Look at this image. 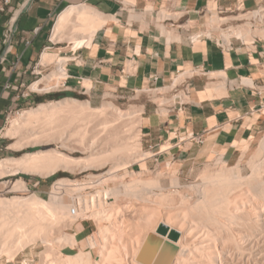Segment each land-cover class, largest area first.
<instances>
[{
	"label": "bare ground",
	"instance_id": "6f19581e",
	"mask_svg": "<svg viewBox=\"0 0 264 264\" xmlns=\"http://www.w3.org/2000/svg\"><path fill=\"white\" fill-rule=\"evenodd\" d=\"M208 8L211 11V17L207 21L210 28L215 24L222 26L235 20L246 19V23L243 25L220 29L225 42L231 38H236L246 43H252L254 37H264V15L262 13L247 12L236 17H220L216 12L217 5L214 0L209 1ZM159 17L161 20L171 17V15L168 12H161ZM107 20L108 17L99 12H94L86 6H73L64 12H60L56 17L50 39L53 43L71 42L70 47L73 51L77 50L79 46L89 47L94 34L105 25ZM255 23H259V27L253 30ZM67 62V58L44 51L39 64L47 66L57 63L58 72L53 73L51 77H48V80L52 78L61 80L66 78L65 65ZM189 77V70H185L172 82L171 87L183 86ZM40 82L31 85L30 90L49 92L58 87L56 84L55 87L49 88L47 84L44 85V89H41L39 87ZM83 84L86 90L92 87L88 80H85ZM171 87L158 90L157 93H147L146 98L159 106H164L170 100L173 101V106L179 107L185 103L187 97L183 98L180 95L173 97V100H168L167 96L170 94ZM140 93H137L138 96ZM89 104L87 101L80 102L75 99L48 102L40 104L36 108L28 109L18 118L10 120L4 134L6 138L13 139L16 136L23 138L27 134V137L37 139L38 133L42 130L52 129L56 133L55 136L57 135L56 141L58 143H56L60 145L61 149L68 151V153H88L90 156L87 159L90 158V162H96L94 165L88 163L93 167L99 166L97 161L105 164V159H107V163H109L108 160L112 162V167L108 168L104 174H88L83 182L64 178L56 181L49 200L41 199L34 194L28 197L0 199V257L6 256V262L13 260L17 253L39 241L45 247L44 249H47V253L53 255L54 261H56L53 264H61L62 262L65 264H127L128 261L131 264H138L136 256L142 243L148 234H155L162 242H170L177 248V253L171 264H264V167H261V165L264 166L263 161V163H255L256 161L252 158L253 160L248 163L252 173L249 178H246L241 175L242 156L231 168L223 167L225 163L221 161L222 157L216 158V164H222L223 168L216 173L202 176V184L197 189V195L195 194L197 198L189 200L188 197L181 196L179 199H175V196L179 195L178 191L167 192L164 190L159 181L161 178L159 174L153 178L145 177L144 170L127 175L128 168H124L127 167L128 163V159L125 157L132 154L134 150L136 151L138 147L137 140H133L134 143L130 142L131 139L135 138L130 137L126 120L141 113L143 107L132 105L128 111H123L113 101H105L96 108V112L93 110L97 114H92L93 117L97 118L95 120V118L91 119L90 113L92 111L90 110L92 108ZM87 110L90 113L85 116L89 112ZM63 114L67 116L69 114L72 118L63 121L64 119H61ZM51 134H53L52 131ZM73 135L78 136V141L72 140ZM27 137L22 140L18 138L21 141H16L12 148L18 151L23 150V143L21 142L25 140L26 145ZM35 142L38 141H34V144ZM168 148L169 146H163V150ZM246 150L247 148L244 152ZM150 153H134L135 156L130 157L134 160L137 158L144 160L152 156ZM263 153L264 139L259 143L258 152L255 155L260 157V154ZM255 155L254 157L257 156ZM74 163L75 161L68 155L57 150H39L33 153H25L18 158H6L0 161V179L19 173L49 177L65 170L80 174L93 169L97 171L106 169L96 168V166L95 168H88L89 165L87 164L84 168H71ZM103 163L100 164V167ZM121 166L123 167L121 168ZM120 172H124V179L125 176L130 179L126 182L122 180L119 182V179H123L118 177ZM170 188H180L177 177L173 176L170 179ZM11 189L24 192L27 189L26 183L19 179ZM62 189H64L65 194L70 196L69 198L73 193L76 194V192L84 189H93V193L84 196L81 194L82 197H77V203L66 205L62 193H60ZM107 200L112 202L110 201L108 205H105L110 206L106 210L103 209L102 204H107ZM122 200L125 201L124 204H121ZM139 200L142 202L141 204L145 202L150 207L151 204L159 206L158 210L160 206L169 207L167 211L165 210V212H169L168 214H171L170 206L174 205L175 208H172L179 209L180 211L177 210V213L180 212V215L175 214V216L166 217L165 214L166 218L162 219L159 217L161 214L157 212V207L153 206L152 209L155 210L156 208V211H151L150 216L147 214V216L145 214V216L140 215L143 217H140L138 222L142 221L143 224L140 223L141 225L138 224V226L134 224L136 227H130L132 221L129 223L124 220L125 223H129V227L127 225V227L125 225L123 227L116 219L111 222L114 216L117 217L116 215L120 214L123 216L124 211L126 214L127 211H134L133 213H135L136 210L142 208L139 206L136 209L137 205L134 204H137ZM143 207L145 210L146 206ZM121 209L124 211L121 212ZM150 210L151 208L148 211ZM87 213H90L88 215L89 218L91 217L90 219L94 218L95 224L100 221L103 223L104 220L108 222V219L112 223V226H108L111 229H106L107 226L98 229V224L96 226L97 235L100 234L99 236L104 240L103 243L100 242L101 237L99 242L92 236L86 239L90 250L98 249L96 259L92 258L89 251H79L73 255L61 254V250L66 246L75 247L77 245L76 235H67L61 231L55 235L52 232L53 227L57 224L71 227L74 222L84 215L86 216ZM137 215L139 214L137 213ZM124 217L126 219V216L122 218ZM135 217L137 218V216ZM144 217L147 219H143ZM122 218L119 216L118 219L121 220ZM96 220L98 221L96 222ZM118 223L122 225V229L119 228ZM162 225L167 229L165 236L157 234V229ZM174 232L178 234V239L175 242L169 239V236ZM113 239L116 241L118 239L119 247H111L113 243H117ZM109 242L112 244L109 245Z\"/></svg>",
	"mask_w": 264,
	"mask_h": 264
},
{
	"label": "crops",
	"instance_id": "0c3cea01",
	"mask_svg": "<svg viewBox=\"0 0 264 264\" xmlns=\"http://www.w3.org/2000/svg\"><path fill=\"white\" fill-rule=\"evenodd\" d=\"M12 1L16 10L0 25V39L8 32L11 46L6 50L3 44L0 54V138L9 113L43 101L30 97L24 87L38 56L55 50L52 15L86 6L108 20L89 47L60 52L68 62L57 96L83 97L98 107L108 96L157 92L171 87L181 74L177 72H198L189 80L188 102L166 113L143 106L141 135L152 168H194L219 157L235 165L264 139V37L247 44L236 38L225 42L221 32L213 35L201 16L211 12L210 0ZM214 1L216 12L264 15V0H241L240 9L236 0ZM161 12L171 17L160 20ZM85 80L91 89L83 87ZM189 135L202 136L203 144L187 140Z\"/></svg>",
	"mask_w": 264,
	"mask_h": 264
},
{
	"label": "rangeland",
	"instance_id": "374dc122",
	"mask_svg": "<svg viewBox=\"0 0 264 264\" xmlns=\"http://www.w3.org/2000/svg\"><path fill=\"white\" fill-rule=\"evenodd\" d=\"M15 5H16V2H13L12 0H10V3L8 5L4 4V0H0V25H2L4 23H7L12 18L13 14H14V11L16 10V6ZM1 8H3V11H1ZM217 14L220 17H228V16L236 17V15H235L236 13H232V12H217ZM237 14L239 15V14H243V13L242 12H237ZM57 15L58 14H53L52 15V26L55 23ZM201 16L204 17L203 20H205L206 25L208 27V30H214L213 35H216L217 37H219V35H220V32H221L220 29H223V28H226V27H233L235 25H243L244 23H246V21H245L246 19H241V20L232 21V22H230V24H225V25H222V26H218V24H215L213 27L210 28L208 26V24H207V21L210 19L211 14L210 13L206 14V12H202ZM52 26H51V29H52ZM258 27H259V23H255L254 26H253V30L257 29ZM48 36H50V34ZM256 37H262V36H256ZM254 39H255V37H254ZM5 41H6V45H7V48H6V50H7L8 49V44L7 43H8V41H10V34L8 32L6 34H4V36L1 37V39H0V54H1L2 50H3V46H4L3 44H5ZM232 41L235 42L234 39H232ZM247 44H249V43H247ZM55 45H56V46H54L55 50L46 51V52L51 53L53 55L57 54V56L63 58L65 56L63 55V53L61 54L60 52H65L68 49L71 50V48H70L71 42H68V41L55 43ZM39 60H40V56H38L36 62H34L33 66H32L33 68L31 70V74L26 78L27 81L25 82L26 86L24 87V91L26 93H29L30 97H32V98L34 96L35 97H39V98H42L43 101L42 102H34V103H32V104H30L28 106H25V107L21 108V110L14 111L13 113H11L8 116L7 120L5 121V124L3 125V131L1 133V138H0V147H1L0 161L3 160V159H6V158H18V157L22 156L25 153H33V152H36V151H39V150H43V151H45V150H57L59 152H62L64 154L68 155L71 159H73V161H75V163L72 164L71 168L79 169L80 167L84 168L87 165H89L88 168H95V166H96V168L98 167V168H106V169L100 170V171H97V170L93 169V170H88L86 172H82L80 174L77 173V172L73 173V172L65 170V171H59V172H57L54 175H51L49 177H42V176H39V175H28V174H22V173H19V174H16V175H9V176H6V177L0 179V199H9V198H12V197H28V196L34 194V195H36L37 197H39L41 199L49 200L50 199L49 197L51 196L52 192L54 191V183L56 181L64 178V179H69L71 181L83 182V181L86 180V176L88 174H90V173H93L94 175L104 174V173H106L108 171V168L112 167V162L110 160H108L109 163H107V159L104 160V162H106L105 164L103 162H98L97 161V163H99V166L95 165L93 167L94 163H96V162L93 163V162L89 161L90 158L87 159V157L90 156L88 153L87 154L86 153H82V152H74V153H70L69 152L68 153V151L61 149L60 145L57 144L58 142L56 141L57 135L55 136L56 133H54V131L52 129L51 130L50 129L49 130L48 129L42 130V132L38 133L37 139H32V137L30 138L29 136L27 137V134L23 138H21V137L19 138V136L18 137L16 136L17 138L15 137L13 139L6 138L4 136V134L6 133V130L8 128L10 120L13 119V118H18L20 115H22V113L24 111H26L28 109H31V108H36L40 104H46L48 102H58V101H61V100L65 99V98H62V99H59V100H55V99H51L50 100V99H48L49 96H56L57 95L56 91L58 90V88H59V86H60V84H61L63 79L59 80L57 78H52L51 80H48V77H51V75L53 73L58 72V64L57 63H53V64H48L47 66H41L39 64ZM189 78H188L186 84H184L183 86L178 87L176 90H173L176 87H171L170 88V94L167 96V99L169 100V99H172L173 97L175 98L177 96L182 95L183 98H186V96H187V99H185V100L189 101V97L188 96H192V89H191V87L188 86ZM40 79H42L41 82H40V85H39V87L41 89H44L47 84H48L49 88L55 87L56 84H58V87H56L55 89H53V90H51L49 92H33V91H31L29 87H31V85H33L34 83L38 82ZM153 93H157V92H152L151 94H153ZM187 93H189V95H187ZM138 94H135V95L129 96V97H125V98H122V99H116L114 97L108 96V98H106L102 102V104L105 101H113L115 103V105L118 106L123 111H128L132 107V105H138V106H142L143 107L145 104H147V110H152V111L156 110L158 113H166L167 111H170V110L174 109L173 101L169 100V102L166 103L164 106H159V105L155 104L154 102L148 101V99L146 98V94L147 93H140V96H138ZM52 98H54V97H52ZM72 99L78 100L80 102H86L85 98H83V97L72 98ZM90 107L92 108L90 110V111H92V113H90V111L87 110L89 112L86 113L87 112L86 111L85 112L86 113L85 116H88L89 113H90L91 114L90 116L92 118L91 117H89V118L94 119L95 117H93L92 114L94 112H96V108H98L100 106H98V107L90 106ZM93 110H95V111L93 112ZM142 110H144V109H142ZM141 113H138V115L136 114L137 116L129 117V119L126 120L127 129H128V132L130 133V137L135 138V139H131L130 138L132 140L130 142L134 143L137 140L136 142L138 143V147H137L136 151L134 150L135 152L133 151L132 154H130V155L128 154V157L125 155L126 156L125 158L128 159L127 160L128 163L126 165L127 167H124V168H128V170L126 171L127 175H131L133 172L137 173V172L144 171V170H145V172H144L145 177L153 178L154 176H156V174H159V177H161L159 179V181H160L161 186L164 188V190H166L167 192L178 191L179 195H176L175 199H179L181 196H186V197H188L187 199H189V200H195L197 198V196H196L197 195V193H196L197 189H199V187L202 184V176L216 173L223 167L224 168H231V167H234L236 165V164L235 165H227V164H225V166H223L222 164H216V159H215L213 162L205 163V164H202V165H197L194 168H186V167L185 168H179V167H175V168H173V167L152 168L151 164L147 163V161H148L147 159H144V160L143 159H141V160L139 159L138 160V158H137V159L134 160L132 157H130V156L134 157L135 156V155H133L134 153H136V154H145L146 153V148H145V145H144V143L142 141V135H141V127H142V123H143ZM94 114L97 115L96 113H94ZM71 118H72V116L69 115V114H68V116L65 114L63 117H61L62 120L64 119L63 121L69 120ZM96 119L97 118H95V120ZM102 119H104V118H102ZM51 131H52V133L54 135L51 134ZM52 135L55 136V137L53 138ZM26 137H27V139L30 138V139H28V141L26 139V142L29 143V144L26 143V145H27L26 146L25 145V140H23L24 142H21V143H23L22 144L23 145V150L18 151V150H14L12 148V145L16 141H18L19 139L22 140V139H24ZM72 137H73L72 140L75 139L74 140L75 142L78 141V139H79V138H77L78 136H76V135L75 136L73 135ZM21 140H19V141H21ZM133 140H135V141H133ZM34 141H38V142H35V144H34ZM259 143H260V141L256 142L255 144H253L251 149L246 154H243V156H242L240 169H241V172H242L241 175L243 177H246V178L248 177L249 178L251 173H252L251 169H249V166H248V163L251 160L254 159L256 161L255 163H257V162L261 163L262 161L264 162V153L262 155L260 154V157H258L257 154H256L257 156L255 155V153L258 152ZM254 155L256 157H258V158L254 157ZM84 162H86V163H84ZM88 163H93V165L88 164ZM101 163H103V164L100 167ZM258 165H260V164H258ZM122 167L123 166H121V168ZM261 167H264V166L261 165ZM77 169H75V170H77ZM173 176L178 178L179 184H180V188H170V179ZM118 177L119 178L120 177L123 178V179H119L118 180L119 182H120V180H122L123 182H126L127 180L130 179L129 177H126V176H125V179H124V172H120L118 174ZM19 179H21L22 181H24L26 183V188L27 189L24 192H18V191H14V190L11 189L12 186L14 185V183L17 180H19ZM52 186H53V189H52ZM167 189H169V190H167ZM63 191H64V189H62L60 191V193H62L63 201H64V203L66 205H72V204L77 203L79 196L82 197L81 194L84 196L86 194H92L93 193V189H90V190L89 189H84V190H81L79 192H76V194L73 193V195H71V198L73 197L72 198L73 200H72L71 198H69L70 196L65 194V192H63ZM88 192H90V193H88ZM233 197H234V195H233ZM110 201L111 200H107V204H102L103 209L107 210V209L110 208V206L109 207L105 206V205H108L110 203ZM138 202H140V200L137 201V204L134 203L135 206L137 205L136 209H138L137 207H139V206L142 207L143 209L139 208L138 211L136 210L137 211V212L135 211L136 214L133 213L134 211H130L131 213L129 211H127L128 213L126 214L125 211L123 209H121L120 211L121 212L124 211L123 212L124 213L123 216H126V219H125V217L122 218L123 216L120 214V215H116L117 217L114 216L113 221L111 219V222H114L115 219H116L117 221H119V223H121L123 225V227H124V225L125 226L127 225L129 227V223L131 221L132 222L130 224V227H132V226L136 227V225L138 226V224L139 225L143 224L142 221L138 222V219H140V217L141 218L143 217V216H140V215H142V214L146 215L147 214V215L150 216V214H152L150 212L151 211L152 212L156 211V208H155V210H154V208L152 209V207L154 206L153 204H151V207H150V205H148V203L143 202V204L145 203L143 205V204H141L142 202H140V203H138ZM124 203H125V201L122 200L121 204H124ZM141 205L146 206L145 207L146 209L149 207V208H151V210L148 211L149 210V208H148L147 211H146V209L144 210V207L141 206ZM147 205H148V207H147ZM154 207H157V206L155 205ZM158 207H157V210H158ZM172 207L175 208L174 205L170 206L169 211L171 210L170 211L171 214H168L169 212L167 213V212H165V210L167 211V209L169 207L160 206V209L157 212H159V214H161L162 216L159 215V217L163 219V218L168 217L169 215H171V216L174 215L175 216V214H176V215L179 216L180 215L179 214L180 210L179 209H173ZM177 210H179L178 211L179 213H177ZM139 211H141L142 213L139 212ZM146 212H148L149 214L146 213ZM137 213L139 215H137ZM165 214H166V217L164 216ZM88 215H90V213L86 214L87 217H88ZM84 216L82 218H80L78 221L74 222V224L71 227H65L64 224H60V225L57 224V225H55L53 227L52 232L55 235L58 232H60V231L65 233V234H67V235H76V241H77V245L76 246L77 247L76 246L75 247H67L66 246L65 248H63L61 250V254H63V255H73V254L78 253L79 251H84V252L85 251H89V252H91L92 258L96 259V256H97V253H98V249L90 250L89 249L88 240H86V239H87V237H89V236L91 237L92 236L93 238H96L97 241H98L100 239V237H101V236H99L100 234L97 235L98 234V232H97L98 229L100 227L103 229L106 226H107L106 229H111L109 227L112 226V223L109 221L110 219H108V222H107V220H104L103 223H101V221H100V222L95 224L94 218L90 219L91 217L90 218L88 217L89 218V220H88V218L86 216L85 217ZM119 216H120V218L123 219V220L121 219L123 222L120 219H118ZM135 216H137V218ZM0 217H1V212H0ZM85 218H87V219H85ZM145 218L146 217H144L143 219H145ZM124 220H125V222L127 221L129 223H125ZM97 221L98 220H96V222ZM97 224H98V226H97ZM134 224H136V225L134 226ZM122 225H120V227H119L120 229L123 228V227H121ZM96 226H97L98 229L96 228ZM84 228L86 229L85 232H81L82 230H84ZM128 229H131V228H128ZM128 231H129V233H131L130 230H128ZM128 231H127V233H128ZM125 237L127 238V236H125ZM141 237H143V236L141 235ZM122 239L124 240L123 236H122ZM100 240H99L100 242H102V241L104 242V240H102V237H101ZM113 240L116 241V239H113ZM123 240H121V241H123ZM116 242L119 243V244L113 243V245H111V247L112 246L113 247H116V246L119 247L120 246V242H118V239H117ZM110 244H112V242L111 243L109 242V245ZM115 244H117V245H115ZM261 245L263 246L262 243H261ZM101 246H103V244H101ZM44 248L45 247H43V244H41L38 241L35 244L30 245L29 247H26L23 251L17 253L14 256L13 260L11 259V260H8V262H6L7 261L6 256H4V255L1 256L0 257L1 258L0 259V263L1 264H24V263L25 264H53V263H55L56 261H54L53 255L51 256L50 253L48 254L47 253V249H44ZM57 252H58V250H57ZM129 257H130V255H129ZM137 263L141 264L140 262H137ZM61 264H65V263L62 262ZM112 264H114V263H112ZM127 264H131V262L129 263V261H128Z\"/></svg>",
	"mask_w": 264,
	"mask_h": 264
},
{
	"label": "water",
	"instance_id": "95a60500",
	"mask_svg": "<svg viewBox=\"0 0 264 264\" xmlns=\"http://www.w3.org/2000/svg\"><path fill=\"white\" fill-rule=\"evenodd\" d=\"M157 234L165 236L167 229L160 226ZM169 239L173 242L177 241L178 234L172 233ZM177 253V248L170 242H162L155 234H148L144 240L142 247L136 256V261L141 264H171Z\"/></svg>",
	"mask_w": 264,
	"mask_h": 264
},
{
	"label": "built area",
	"instance_id": "2783aa9c",
	"mask_svg": "<svg viewBox=\"0 0 264 264\" xmlns=\"http://www.w3.org/2000/svg\"><path fill=\"white\" fill-rule=\"evenodd\" d=\"M236 2H237V4H238V6H239V8L238 9H240V8H242V1L241 0H236ZM10 3V1L9 0H4V4L5 5H8ZM1 11H3V8H1ZM258 11V10H257ZM232 13H236L235 15L236 16H238V14H237V12H232ZM243 14H245L246 12H242ZM260 13H262L263 14V12H260ZM5 43H6V41H5ZM9 48H11V46L10 45H8V49ZM18 61H19V59H18ZM179 73H184V70L183 71H181V72H177L175 75H177V74H179ZM189 73H190V78H192L193 76H195V75H197V70L196 69H194V70H189ZM190 78H189V80H190ZM188 80V79H187ZM187 80H186V82H187ZM22 86H23V84H22ZM188 86H189V83H188ZM11 87H12V85L11 84H6L5 85V89H11ZM178 87H176V88H174L173 90H176ZM187 95H189V93H187ZM189 97V96H188ZM11 113H9V115H10ZM8 115V116H9ZM8 118V117H7ZM187 140H189V141H193L195 144H197V145H202L203 144V142H204V138L202 137V136H194V135H189L188 137H187ZM72 213L74 214V211L72 210Z\"/></svg>",
	"mask_w": 264,
	"mask_h": 264
},
{
	"label": "trees",
	"instance_id": "16d2710c",
	"mask_svg": "<svg viewBox=\"0 0 264 264\" xmlns=\"http://www.w3.org/2000/svg\"><path fill=\"white\" fill-rule=\"evenodd\" d=\"M52 97H54V98H52ZM68 96H49V98L48 99H55V100H59V99H62V98H67Z\"/></svg>",
	"mask_w": 264,
	"mask_h": 264
}]
</instances>
